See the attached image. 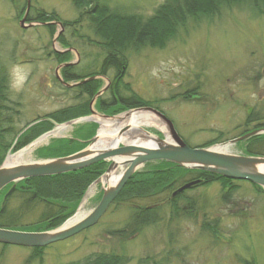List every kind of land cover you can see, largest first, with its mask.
I'll return each instance as SVG.
<instances>
[{"label":"rangeland","instance_id":"rangeland-1","mask_svg":"<svg viewBox=\"0 0 264 264\" xmlns=\"http://www.w3.org/2000/svg\"><path fill=\"white\" fill-rule=\"evenodd\" d=\"M163 1L102 0L111 9L139 14L144 19ZM89 10L82 9L81 16L71 0H0V66L7 75L9 100L18 103L14 118L17 128L81 100L77 88L61 85L55 78V72L63 78L55 54L70 48L64 62H72L78 74L100 67L105 52L96 44L99 38L93 33ZM219 11L188 18L164 45L125 53L121 95H135L154 104L190 147L212 141L224 145L244 130L258 123L264 125V4L252 8L250 3L238 0ZM48 12H55L59 21L81 17L80 23L66 28L55 22L48 27L50 17L36 20L38 13ZM59 35L67 46L57 40ZM112 74L109 70L101 78L99 88L108 86ZM125 84L129 88L125 89ZM92 109L97 111L95 104ZM250 113L254 120L247 123ZM87 115L85 118L93 121L101 117ZM65 122L52 119L51 128L43 133ZM90 122L80 118L50 135L33 148L31 160L60 156L68 147L79 149ZM143 128L154 134L167 133L154 116ZM71 139L69 145L63 141ZM245 144L243 140L229 145L228 152L242 154ZM13 145L7 155L16 151ZM155 166L156 162H150L139 171ZM94 184L88 188L92 192L87 198L83 194L86 212L94 208L101 195V183ZM6 190L0 191V205ZM169 194L128 203L119 200L95 225L42 248L40 257L30 248L0 244V264H78L97 253L123 256L124 264H264V192L242 180L198 186L185 191L186 199L178 202L179 213L173 214L170 200L166 201ZM187 200L194 203L190 206ZM20 202L15 196L7 198L15 215ZM153 205L158 209L157 221L133 234L129 225L134 208ZM39 211L25 214L18 223H35Z\"/></svg>","mask_w":264,"mask_h":264},{"label":"trees","instance_id":"trees-1","mask_svg":"<svg viewBox=\"0 0 264 264\" xmlns=\"http://www.w3.org/2000/svg\"><path fill=\"white\" fill-rule=\"evenodd\" d=\"M71 1L81 16L84 14L82 13V9L90 8L88 13L91 14L92 30L94 35L99 38L96 44L104 50L105 55L100 62V67L95 71L71 76L70 73L73 68L67 66L61 70L63 78L68 81L80 80L92 75L105 76L111 70L113 74L108 85L110 97L103 100L100 99L99 108L110 109L109 114L114 115L129 108L152 106L151 103L143 101L138 96L131 95V97L126 98L121 95L119 86L122 85L125 73L126 64L124 61L127 51L138 50L144 46L156 47L161 44L164 45L175 36L178 29L185 26L188 18L191 20L197 18V15L205 17V15L212 13H220L219 9L221 7L230 6L234 1L237 2L238 0H164L155 9L153 15L146 19L139 14H129L117 9H111L102 0ZM239 2H248L252 8L264 4V0H239ZM47 17H50L49 19L54 22H61V26H65L66 28L78 25L81 18L79 17L69 22L59 21L55 12H48L45 14L38 13L36 20L45 21ZM51 25L47 26L51 27ZM57 40L61 45L67 46L66 41L61 35H59ZM68 54H70L69 51L56 52L55 56L60 63H64ZM100 85V80H89L79 84L77 95L81 99L79 102L48 114L45 117L27 122L22 127L17 128L14 118L18 114L15 109V105H18V103H11L9 100L7 75L3 70V66H0V165L13 143L15 150L27 145L34 138L51 128L52 119L62 122L87 115L89 113L90 100ZM124 86L125 89L129 88L128 84ZM247 120V123L254 120L253 113H250ZM35 121L37 122L25 129ZM262 126H264L262 123H258L253 128L260 129ZM95 129V124H89L85 132L83 131L86 136L85 138L91 137ZM251 130H244L241 134H245ZM73 140L63 141L69 145ZM245 141V154L264 156V134L252 136ZM212 143L214 141L204 146ZM66 150L62 155L76 151L74 148L69 147ZM156 163L157 166L151 169L134 173L125 183L113 201V204L119 200L128 203L135 199H149L160 194L170 193L166 201L168 200L169 202L170 200L171 214L175 212L179 213L178 202L186 199L183 196L185 191L177 193L172 197L170 196L172 191L178 186L183 185V183L199 179L200 183L195 186L197 187L209 186L215 182L222 185H229V183L233 182L207 171L184 169L164 161ZM106 167L107 162L100 161L72 172L53 176L33 177L19 181L10 195V197L15 196L20 199L19 213L15 215L16 212L8 207L6 200L0 208V227L23 231H45L59 226L74 214L86 189L102 175ZM253 187L264 192L257 186L253 185ZM187 202L190 206L194 203L191 200H187ZM36 209H40V213L35 223L29 225L18 223L22 219L21 217ZM157 219V206L135 207L129 227L131 226L132 233L136 234L144 227L155 223ZM2 247L5 246L2 245ZM32 251L36 252L37 256L40 257L39 252L42 251V248H33ZM125 261L123 256L117 254L97 253L79 261L78 264H124Z\"/></svg>","mask_w":264,"mask_h":264},{"label":"water","instance_id":"water-1","mask_svg":"<svg viewBox=\"0 0 264 264\" xmlns=\"http://www.w3.org/2000/svg\"><path fill=\"white\" fill-rule=\"evenodd\" d=\"M26 15L23 16L20 24L22 25ZM64 66H67L65 64ZM99 94V93H98ZM132 111H144L156 117L166 128L167 134L159 137L141 128L142 132L139 139L148 140L152 145L142 144H123L121 146H107L96 148L94 144L99 139L120 142L121 136L125 135L130 126L122 127L113 137L109 135L96 134L87 141V145L81 150L67 156L32 160L14 165H6L5 160L0 165V190L12 184L4 196V200L13 191L17 182L33 178L59 175L67 172L76 171L100 161H109L105 172L97 179L102 177L109 178V175L118 168L124 167L120 177L114 184L102 185V195L97 205L76 222L69 225L62 224L51 230L40 232H27L8 228H0V244L17 245L23 247H44L55 242L65 240L80 231L96 224L106 212L109 205L114 201L121 189L132 176V174L150 161H166L185 169H196L207 171L219 176L246 180L264 190V156H247L230 154L225 151L215 149L216 145L209 147H189L176 133L173 124L161 112L152 107H140L124 112V115ZM107 117V116H104ZM108 118V117H107ZM115 118V117H110ZM76 120L65 123L69 125ZM260 131H254L239 138L232 139L229 144H234L238 140L256 135ZM25 148H22L23 150ZM199 181H191L179 187L172 195L181 193ZM3 200V201H4Z\"/></svg>","mask_w":264,"mask_h":264},{"label":"bare ground","instance_id":"bare-ground-1","mask_svg":"<svg viewBox=\"0 0 264 264\" xmlns=\"http://www.w3.org/2000/svg\"><path fill=\"white\" fill-rule=\"evenodd\" d=\"M96 121L100 123V128L98 130L99 135H109L113 137L115 133L120 130L122 127L130 126L131 128L129 131L121 136L119 139L120 142H123L125 144H142V145H152L150 141L148 140H142L139 139V135L142 133L140 131L141 127L143 126H149L153 120V116L150 113L144 112V111H132L130 114L127 115H120L115 118H103L98 117V119L95 118ZM66 126H58L56 127L52 132L44 134L42 137L38 138L30 146H27L25 149L17 151L15 153H10L7 155L5 164L6 165H14L18 163L28 162L31 160V153L33 151V148L40 145L49 137L50 135L58 134L61 131L65 130ZM118 142L115 139L107 140V139H99L95 144L94 147L96 148H103L107 146H115ZM228 144L224 145H218L215 147V149L219 151H225L228 152ZM229 153V152H228ZM264 171V167L261 168ZM122 170H115L109 175V178L102 177L100 182L101 184H114L118 178L120 177ZM92 192V188L88 190L85 198H87L88 194ZM84 201L81 204V208L79 211L71 218H69L64 224L69 225L73 222H76L81 217H83L86 214V211L83 210Z\"/></svg>","mask_w":264,"mask_h":264},{"label":"flooded vegetation","instance_id":"flooded-vegetation-1","mask_svg":"<svg viewBox=\"0 0 264 264\" xmlns=\"http://www.w3.org/2000/svg\"><path fill=\"white\" fill-rule=\"evenodd\" d=\"M70 75L73 76V75H76V74H74V73H70ZM69 81H73V80H69Z\"/></svg>","mask_w":264,"mask_h":264}]
</instances>
